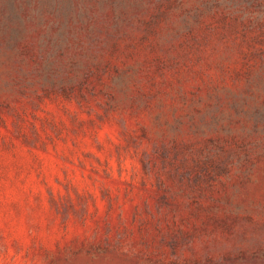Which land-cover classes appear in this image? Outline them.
Returning <instances> with one entry per match:
<instances>
[{"label":"rangeland","instance_id":"rangeland-1","mask_svg":"<svg viewBox=\"0 0 264 264\" xmlns=\"http://www.w3.org/2000/svg\"><path fill=\"white\" fill-rule=\"evenodd\" d=\"M0 264H264V0H0Z\"/></svg>","mask_w":264,"mask_h":264}]
</instances>
